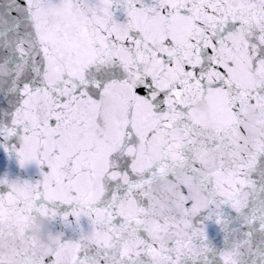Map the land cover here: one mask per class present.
<instances>
[{
    "label": "snow or ice",
    "instance_id": "6c2138e0",
    "mask_svg": "<svg viewBox=\"0 0 264 264\" xmlns=\"http://www.w3.org/2000/svg\"><path fill=\"white\" fill-rule=\"evenodd\" d=\"M0 264H264V0H0Z\"/></svg>",
    "mask_w": 264,
    "mask_h": 264
}]
</instances>
